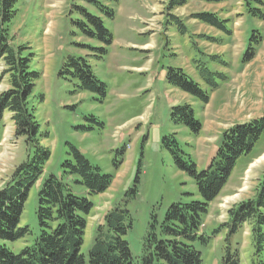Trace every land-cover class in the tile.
Listing matches in <instances>:
<instances>
[{
    "label": "rangeland",
    "instance_id": "374dc122",
    "mask_svg": "<svg viewBox=\"0 0 264 264\" xmlns=\"http://www.w3.org/2000/svg\"><path fill=\"white\" fill-rule=\"evenodd\" d=\"M166 3L117 0L111 4L114 18H104V24L113 41L98 59L96 52L85 46L98 47L99 43L83 36L74 24L80 18L74 4L99 14L93 7L79 0H16L8 33L14 45L25 46V53L33 54L30 68L40 73L28 108L39 125V142L49 149L50 157L30 187L20 216V225H27L31 234L8 242L12 251L18 252L38 233L37 194L44 179L53 174L92 201L81 251L86 253L90 248L103 215L120 204L130 214L131 226L124 238L137 264L150 215L156 213L161 218L172 202L198 197L193 179L174 165L162 147V137L174 133L179 148L201 170L215 153L225 129L264 113V0L261 5L255 0H249V5L243 0H189L170 11ZM252 8H259L262 18L250 14ZM199 12L216 13L225 21L226 31L200 22L194 17ZM176 20L183 24L184 33ZM253 34L258 36L257 42L250 39ZM250 46L253 57L243 61ZM69 55L87 58L106 86L102 101L59 76ZM168 67L181 68L206 90L207 103L170 87L165 81ZM201 67L219 74L214 90L200 77ZM3 68L0 64V72ZM9 87L6 74L0 78V92ZM182 104L192 107L201 124L199 132L171 122V108ZM69 146L101 172L112 175L103 193L89 196L82 186L64 177L61 164L68 157ZM32 153L25 138L15 136L10 113L4 112L0 120V187ZM263 174L264 132L252 150L237 159L227 182L208 205L200 231L211 237L206 245L195 244L201 252V264H221L227 232L223 224L229 219V210L255 194ZM230 243L232 249L239 250L240 264H251L254 246L250 223H244ZM261 256L264 259V248Z\"/></svg>",
    "mask_w": 264,
    "mask_h": 264
},
{
    "label": "trees",
    "instance_id": "16d2710c",
    "mask_svg": "<svg viewBox=\"0 0 264 264\" xmlns=\"http://www.w3.org/2000/svg\"><path fill=\"white\" fill-rule=\"evenodd\" d=\"M93 7L95 14L82 4H74L79 15L74 22L79 32L97 41L100 46L85 47L101 59L113 41L111 31L105 26L104 18L113 19L111 4L117 0H79ZM189 0H167L165 8L172 10L185 5ZM207 3H220L227 0H199ZM249 5V0H243ZM261 5V0H255ZM16 0H0V64L4 68L0 78L9 77L10 87L0 92V120L4 112L10 113L14 134L24 137L28 146L33 148L31 156L16 166L10 179L0 187V264H135L127 240L124 238L131 226L129 211L116 204L104 215L96 226L92 243L86 253L81 251L87 216L93 204L86 196L76 194L69 184L53 174L48 175L37 194L35 215L38 233L31 243L18 252L12 251L7 243L15 242L29 234L27 225H20V216L30 187L42 173L44 164L49 160L50 151L39 142V125L28 108V99L40 73L31 70V52L22 45H14L9 37L8 25L15 16ZM253 16L262 18L259 8L249 11ZM173 17V16H172ZM200 22L221 31H226L225 21L213 12H199L194 15ZM175 18V17H174ZM179 30L184 33L183 24L176 20ZM256 37V38H255ZM250 39L257 42L258 36ZM253 47L243 53L242 60L253 57ZM199 75L212 91L217 87L215 77L219 74L206 67L198 69ZM59 76L74 81L79 91H87L102 101L106 86L94 74L86 57L66 56L58 71ZM166 83L193 95L203 103L208 101V93L181 68L168 67ZM170 120L176 126H184L197 133L201 124L195 118L189 104L171 108ZM264 132V113L247 121L238 122L225 129L220 137L215 153L206 166L199 170L195 162L184 153L175 134L162 137L161 145L172 156L174 165L188 174L194 181L197 198L172 202L160 218L156 213L150 221L143 238L142 252L137 264H201V252L195 247L198 242L206 245L211 236L201 233L202 218L208 205L219 194L227 182L237 159L248 154ZM68 157L61 164L64 177L82 186L87 195L103 193L111 184L112 175L103 173L73 146H69ZM250 223L253 239V258L251 264H264L261 252L264 248V174L258 182L255 194L239 202L229 210V219L223 224L227 228L221 264H240L238 248H231V237L244 223ZM219 231H215L217 233ZM214 231L212 232V235Z\"/></svg>",
    "mask_w": 264,
    "mask_h": 264
},
{
    "label": "bare ground",
    "instance_id": "6f19581e",
    "mask_svg": "<svg viewBox=\"0 0 264 264\" xmlns=\"http://www.w3.org/2000/svg\"><path fill=\"white\" fill-rule=\"evenodd\" d=\"M226 113V112H225ZM206 123V122H205Z\"/></svg>",
    "mask_w": 264,
    "mask_h": 264
}]
</instances>
